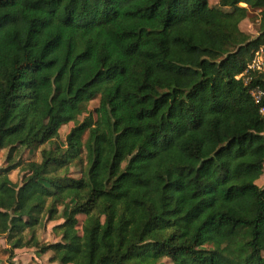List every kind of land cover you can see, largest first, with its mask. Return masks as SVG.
Returning a JSON list of instances; mask_svg holds the SVG:
<instances>
[{
	"label": "trees",
	"instance_id": "16d2710c",
	"mask_svg": "<svg viewBox=\"0 0 264 264\" xmlns=\"http://www.w3.org/2000/svg\"><path fill=\"white\" fill-rule=\"evenodd\" d=\"M249 10L255 37L239 27ZM260 48L264 0H0L10 256L71 199L60 241L35 244L57 264H264ZM33 147L38 162L13 160Z\"/></svg>",
	"mask_w": 264,
	"mask_h": 264
},
{
	"label": "rangeland",
	"instance_id": "374dc122",
	"mask_svg": "<svg viewBox=\"0 0 264 264\" xmlns=\"http://www.w3.org/2000/svg\"><path fill=\"white\" fill-rule=\"evenodd\" d=\"M208 4L212 7L215 6L219 0H207ZM240 30L251 37H255L258 35L259 29V13L255 10H249L247 18L243 20L240 25ZM262 50V54L259 53L257 55L255 53V60L256 58L262 57L264 59V51ZM259 52V51H258ZM251 66V64H250ZM98 106V99L91 101L88 105L89 112L93 113L94 110ZM83 117H79L76 122H72L66 126H63L59 130V138L55 140L54 147L57 148L64 146V140L66 134L69 130L79 124L82 121ZM48 148V144L45 146ZM7 150H0V168L6 165V158H7ZM13 156V160L15 162L21 161L22 163H26L29 161H39V150L36 147H33L30 150H23V149H16ZM79 167L76 165L70 166V176L74 178H78L79 174ZM23 177V172L19 171V169L13 170L9 174V179L14 183L21 182ZM258 187H264V167L263 173L261 177L256 182ZM72 204L71 199L65 200L61 205L56 207V219L52 222H43L42 225L37 227L34 232V240L29 245L21 248L13 250V257L10 256V246L7 244L6 239L4 236H0V263L4 264H57L56 262L51 261V253H41L39 248L35 245H48L53 244L60 241V237L53 231L54 226L63 223L67 211ZM82 217H79V221H82ZM29 235L26 236L28 238ZM159 264H171L170 261L166 258L162 259Z\"/></svg>",
	"mask_w": 264,
	"mask_h": 264
},
{
	"label": "built area",
	"instance_id": "2783aa9c",
	"mask_svg": "<svg viewBox=\"0 0 264 264\" xmlns=\"http://www.w3.org/2000/svg\"><path fill=\"white\" fill-rule=\"evenodd\" d=\"M258 51H256L257 53L255 52L257 55H259V53L262 54L261 53L262 50H258ZM254 57H255V55H254ZM250 64H251V66L249 65V68H248L249 70L259 71V72H262L264 70V59H262V57L256 58V60H255V58H253V60L251 61ZM250 94H251L252 98L254 99V101L258 102L260 100V98L262 96H264V91L259 89V88H254L250 91ZM260 112L263 114L264 108H262L260 110Z\"/></svg>",
	"mask_w": 264,
	"mask_h": 264
}]
</instances>
